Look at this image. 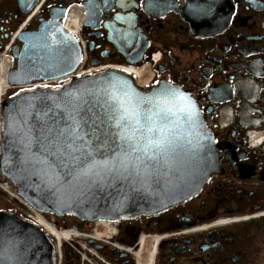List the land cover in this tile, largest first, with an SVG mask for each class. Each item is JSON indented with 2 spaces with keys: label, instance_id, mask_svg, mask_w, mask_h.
I'll list each match as a JSON object with an SVG mask.
<instances>
[{
  "label": "flooded vegetation",
  "instance_id": "af4514ba",
  "mask_svg": "<svg viewBox=\"0 0 264 264\" xmlns=\"http://www.w3.org/2000/svg\"><path fill=\"white\" fill-rule=\"evenodd\" d=\"M73 8L84 68L147 66L141 89L185 91L215 137L219 173L157 215L56 218L55 228L79 233L62 244V264H147L151 253L153 264H264V0H0V49L13 38L14 57L22 34L53 12L65 26ZM16 89L0 94V107ZM7 183L0 172V214L16 213Z\"/></svg>",
  "mask_w": 264,
  "mask_h": 264
},
{
  "label": "water",
  "instance_id": "95a60500",
  "mask_svg": "<svg viewBox=\"0 0 264 264\" xmlns=\"http://www.w3.org/2000/svg\"><path fill=\"white\" fill-rule=\"evenodd\" d=\"M57 18V13L53 12L52 21L20 36L22 49H14L17 68L8 73L7 81L12 86L31 89V92L21 91L3 103L2 124L13 106L25 102L26 98L55 97L93 84L107 87L106 82H112L141 96H153L166 87L175 89L179 96L174 102V111L185 139L168 163H162L158 175L143 187L125 182L103 186L53 183L42 172L21 165L16 149L8 151L0 147L1 175L22 202L43 215L95 222L157 215L199 195L208 181L219 173V150L191 97L171 85L141 89L130 74L119 70L73 77L82 62L83 51ZM92 65L99 66L98 63ZM55 82H62L59 88L32 87ZM3 138L2 128L0 143ZM0 257V264H56V248L37 224L17 213H3L0 214Z\"/></svg>",
  "mask_w": 264,
  "mask_h": 264
},
{
  "label": "snow or ice",
  "instance_id": "6c2138e0",
  "mask_svg": "<svg viewBox=\"0 0 264 264\" xmlns=\"http://www.w3.org/2000/svg\"><path fill=\"white\" fill-rule=\"evenodd\" d=\"M106 84L14 105L0 147L16 149L21 165L53 183L147 186L185 139L174 111L179 93L166 87L141 96Z\"/></svg>",
  "mask_w": 264,
  "mask_h": 264
},
{
  "label": "bare ground",
  "instance_id": "6f19581e",
  "mask_svg": "<svg viewBox=\"0 0 264 264\" xmlns=\"http://www.w3.org/2000/svg\"><path fill=\"white\" fill-rule=\"evenodd\" d=\"M81 25H82V16H81V14H79L77 9L73 8L68 14L67 20L65 22V28H66L67 32L76 36ZM11 63H12V59L8 55H6L4 57V60L0 64V94L1 95H4L11 88V85L8 83L7 77H6L9 69L11 68L10 67ZM146 68L147 67L145 66L143 68L139 67V68H132V69H128V70L124 69V71L130 73L136 79L137 84L140 86L141 85L140 84L141 79L146 74L145 72H148V71H146ZM81 74H85V73H81ZM144 84H146V82L142 83V85H144ZM36 215H37L36 223L41 228L45 229L46 234H48L49 237L52 238L57 243L58 248H61V246L64 242L71 241L72 240L71 238H73L79 234V233L77 234L76 232H73V231H72L73 233L70 231L59 232L52 226L51 223L46 221L44 219V217L40 216L39 214H36ZM112 227L110 230L105 232V235L107 238L113 237L115 234L116 228L112 229ZM69 238L71 240H68ZM143 243H144L143 240H141V243H140L141 246L143 245ZM139 255H140V252H137V256H139ZM153 259H154V253H151L149 255V259L147 261V264H153Z\"/></svg>",
  "mask_w": 264,
  "mask_h": 264
},
{
  "label": "rangeland",
  "instance_id": "374dc122",
  "mask_svg": "<svg viewBox=\"0 0 264 264\" xmlns=\"http://www.w3.org/2000/svg\"><path fill=\"white\" fill-rule=\"evenodd\" d=\"M147 67V66H146ZM146 71H148V67L146 68ZM55 83H52L51 84V86H53ZM54 87V86H53ZM21 89H23V88H19V89H16L17 90V93H19L20 91H21ZM14 202H15V205H16V209L18 210V211H20L19 209H20V207L22 208V209H24L21 205H20V203L17 201V200H13ZM20 212H22V211H20ZM23 213V212H22ZM23 216L25 215L24 213L22 214ZM47 218V217H46ZM50 219L52 220V222L53 221H55L56 220V218H54V217H51L50 216ZM68 221H69V224H71L70 225V227L71 228H74V223H73V220H71V219H68ZM59 223H62L61 221L59 222ZM59 229V228H58ZM74 238V237H73ZM68 240H70V238L68 239ZM145 249V246H144V248H143V250ZM141 251L140 252V255L139 256H137L138 258H141L142 256H143V254H144V251ZM99 256V258H101L102 259V256H100V255H98ZM148 259H149V256H148ZM148 261V260H147Z\"/></svg>",
  "mask_w": 264,
  "mask_h": 264
},
{
  "label": "built area",
  "instance_id": "2783aa9c",
  "mask_svg": "<svg viewBox=\"0 0 264 264\" xmlns=\"http://www.w3.org/2000/svg\"><path fill=\"white\" fill-rule=\"evenodd\" d=\"M10 46H11V44H8L6 46V50H8L10 48ZM20 210L22 211L23 209L21 208ZM28 217L33 218V219L34 218L37 219V216H34L33 213H32V211H30V213L28 214Z\"/></svg>",
  "mask_w": 264,
  "mask_h": 264
}]
</instances>
